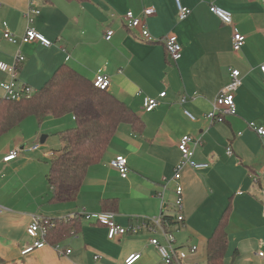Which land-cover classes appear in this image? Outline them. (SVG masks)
I'll return each instance as SVG.
<instances>
[{
    "label": "crops",
    "instance_id": "1",
    "mask_svg": "<svg viewBox=\"0 0 264 264\" xmlns=\"http://www.w3.org/2000/svg\"><path fill=\"white\" fill-rule=\"evenodd\" d=\"M181 3L190 8L182 20L174 0H0V61L11 64L16 52L22 53L19 82L36 91L62 64L91 81L100 71L110 79L107 90L144 122L141 133L119 125L100 161L88 167L76 198L58 203L49 200V165L41 159L59 153L60 132L75 124L72 114L47 116L41 122L29 115L1 133L0 264H125L133 253L140 255L132 264H167L150 243L157 238L167 244V233L174 247L188 251L196 245L181 264L205 263L207 240L224 212L227 245L222 264H264V138L249 126H264V79L259 70L264 62V0ZM211 3L228 10L232 24L211 12ZM147 6L155 8L144 20L149 33L174 35L180 43L177 61L162 43L144 40L140 28L125 26L127 10L141 14ZM27 27L52 44L12 43L3 37L8 29L19 38ZM108 29L113 30L110 39L105 38ZM235 30L245 36L237 52L232 49ZM232 68L239 70L241 80L234 98L236 113L211 121L205 114L229 82ZM8 79L0 70V81ZM163 90L166 95L159 98ZM184 94L188 98L181 104ZM146 96L159 99L151 111L143 110ZM186 134L200 138V143H190L192 159L208 166L182 168L180 221L171 177L182 159L178 141ZM228 146L232 154L226 152ZM13 148H20L19 154L4 161ZM116 155L127 158L126 178L109 164ZM104 201H112L107 208L119 224L140 227L109 239L104 225L82 218L80 231L57 243L64 253L47 243L22 253L38 238L27 232L33 216L60 219L82 211L102 212ZM164 216L172 219L167 226L150 221ZM146 218L150 227L143 226Z\"/></svg>",
    "mask_w": 264,
    "mask_h": 264
},
{
    "label": "trees",
    "instance_id": "2",
    "mask_svg": "<svg viewBox=\"0 0 264 264\" xmlns=\"http://www.w3.org/2000/svg\"><path fill=\"white\" fill-rule=\"evenodd\" d=\"M68 113L72 114L75 124L60 132L63 145L51 158L46 175L52 203L76 198L88 167L100 161L119 125L128 124L137 133L144 129L143 120L126 103L108 90L95 87L70 65L62 64L30 97L21 100L0 97V134L29 115L41 122L47 116ZM109 202L112 201L103 202L105 211L111 210ZM81 219L79 214L50 219L52 224L46 225L45 242L54 245L77 234ZM171 221L169 216L162 218L163 226ZM225 222L224 212L207 240L205 264H222L227 245Z\"/></svg>",
    "mask_w": 264,
    "mask_h": 264
},
{
    "label": "built area",
    "instance_id": "3",
    "mask_svg": "<svg viewBox=\"0 0 264 264\" xmlns=\"http://www.w3.org/2000/svg\"><path fill=\"white\" fill-rule=\"evenodd\" d=\"M177 13L180 20L185 19L190 13V8L183 5L181 0H174ZM209 9L215 15H217L222 22L226 24H232V14L223 8L216 6L215 4H210ZM155 8L154 6L144 7L141 14H135L132 10H127L123 14V22L128 29L140 28V36L146 41L160 42L165 46L167 54L175 61L180 59L181 57V45L178 42L176 36L174 35H162L160 37H153L146 26L144 20L154 14ZM113 35V30L108 29L105 34L106 39H110ZM3 37L12 43H28L31 41H38L45 46H49L52 44V41L44 37L41 33L33 29L32 27H27L24 34H22L19 38L16 37L11 31L5 29L3 32ZM245 42V36L235 30L232 33V49L233 51H239ZM24 61V56L20 51L16 52L14 55L13 62L11 64H7L3 61H0V70L8 73L9 79L5 81H0V89L3 91V97L10 100H21L25 97H30L35 90H33L30 86L25 83L19 82L17 79L18 69L20 65ZM260 73L264 79V62L259 66ZM92 83L95 87H98L102 90H107L110 79L109 77L102 73L97 72L92 79ZM241 84L240 80V72L237 68H232L230 70V80L227 84H225L212 102L211 109L205 114V117L211 121L221 120L226 115L235 114L236 113V105H235V93ZM166 95V91L163 90L159 93L158 97L162 98ZM158 97H150L146 96L143 99V110L151 111L153 110L159 103ZM187 95H182L180 98V103L183 104L187 100ZM184 114L190 120H196V116L191 113L188 109H184ZM249 126L260 136V138H264V126H257L254 122H249ZM199 139H194L191 135H183L178 141V149L181 153V160L174 166V173L171 179L174 181V206L176 209V218L178 220L183 219L182 209H183V187L180 183L181 170L185 165H189L192 168H204L208 166V163H200L196 162L192 159V149L190 148V143L198 144L200 143ZM38 144L35 145V148ZM20 148H13L8 151L4 156V161H9L15 158L19 154ZM226 152L228 154H232V148L228 146L226 148ZM52 154V153H50ZM110 166L114 167L120 174V176L126 178L128 175V161L127 158L123 155H116L115 157L109 160ZM3 210L0 207V212ZM76 214H79L83 219L88 220L89 222H94L98 224H102L107 229V237L109 239L119 238L126 232L136 231L140 226L131 225L129 227L122 226L115 219V213L112 211H102L95 213H86L84 211L74 213L68 215L67 218L73 217ZM148 218L145 219L143 226H149ZM150 221L155 223L156 225L163 227L161 218H150ZM52 224L49 218H43L40 216H33L32 222L29 224L27 228V232L33 236L38 237L34 240V242L25 247L22 250V253L28 252L35 247H41L46 244L45 242V234H46V225ZM167 244H162L157 238H151L150 243L154 245L159 253L161 254L163 260L167 264L177 263L181 264L182 260L188 256L189 253H194L196 251V245H191L187 250L181 247H174L172 245L173 237L167 233ZM57 249L58 253H64L58 246V244L54 245ZM66 252H70V250H65ZM259 255H263V252H258ZM139 253L130 254L125 258V264H132L135 260L138 259ZM99 255H95L94 258H98ZM193 264H205V263H193Z\"/></svg>",
    "mask_w": 264,
    "mask_h": 264
},
{
    "label": "rangeland",
    "instance_id": "4",
    "mask_svg": "<svg viewBox=\"0 0 264 264\" xmlns=\"http://www.w3.org/2000/svg\"><path fill=\"white\" fill-rule=\"evenodd\" d=\"M2 95H3V91H2ZM63 116H66V114L63 115ZM63 116H61V117H63ZM58 134H59V133H58ZM58 134L56 133L55 135H58ZM55 139H56V137L53 138V140H55ZM35 140H37V139H35ZM57 140H58V136H57ZM30 143H31V142H30ZM43 145H44V148H49V147H48V143H45V144H43ZM53 149H55V148L53 147ZM41 161H42V162H47L48 165H50L51 158L41 159Z\"/></svg>",
    "mask_w": 264,
    "mask_h": 264
},
{
    "label": "water",
    "instance_id": "5",
    "mask_svg": "<svg viewBox=\"0 0 264 264\" xmlns=\"http://www.w3.org/2000/svg\"><path fill=\"white\" fill-rule=\"evenodd\" d=\"M44 138L41 139V141H43Z\"/></svg>",
    "mask_w": 264,
    "mask_h": 264
}]
</instances>
